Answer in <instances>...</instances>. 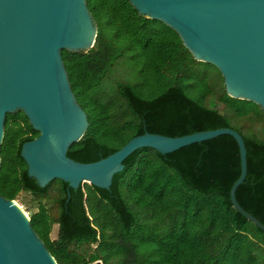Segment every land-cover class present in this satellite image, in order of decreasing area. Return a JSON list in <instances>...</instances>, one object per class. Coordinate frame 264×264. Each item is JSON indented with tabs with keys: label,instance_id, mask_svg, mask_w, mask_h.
I'll return each instance as SVG.
<instances>
[{
	"label": "trees",
	"instance_id": "trees-1",
	"mask_svg": "<svg viewBox=\"0 0 264 264\" xmlns=\"http://www.w3.org/2000/svg\"><path fill=\"white\" fill-rule=\"evenodd\" d=\"M96 25L85 52L61 51L88 126L67 156L92 162L144 132L181 136L229 127L243 138L246 175L235 197L264 224V113L227 95L218 69L194 59L178 34L128 0H86ZM38 135L22 111L7 113L0 195L29 194L32 228L57 264H264V230L232 206L239 149L227 134L162 154L138 148L109 188L27 174L23 142ZM57 235L51 238L53 225Z\"/></svg>",
	"mask_w": 264,
	"mask_h": 264
},
{
	"label": "water",
	"instance_id": "water-1",
	"mask_svg": "<svg viewBox=\"0 0 264 264\" xmlns=\"http://www.w3.org/2000/svg\"><path fill=\"white\" fill-rule=\"evenodd\" d=\"M128 1L138 14L173 29L194 59L214 65L227 95L252 101L264 113V0ZM96 34L86 0H0V146L6 114L22 111L38 135L22 143L20 155L39 186L60 179L73 189L82 183L107 189L124 159L138 148L166 154L227 134L235 139L240 159L239 176L230 188L231 204L264 230L235 197L246 175V148L232 128L174 137L146 131L96 161L67 156L88 120L71 89L61 51L85 52ZM0 264H57L21 206L1 195Z\"/></svg>",
	"mask_w": 264,
	"mask_h": 264
},
{
	"label": "rangeland",
	"instance_id": "rangeland-1",
	"mask_svg": "<svg viewBox=\"0 0 264 264\" xmlns=\"http://www.w3.org/2000/svg\"><path fill=\"white\" fill-rule=\"evenodd\" d=\"M21 208L25 211V213L28 215L27 209L35 210L36 204L34 200H32V197L29 194L22 193L18 200H15ZM57 235V225H53L50 236L51 238H55Z\"/></svg>",
	"mask_w": 264,
	"mask_h": 264
}]
</instances>
